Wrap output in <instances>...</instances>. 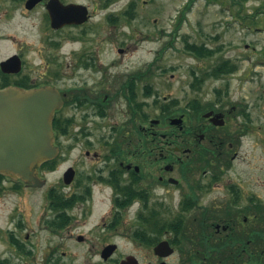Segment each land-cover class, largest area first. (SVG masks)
Masks as SVG:
<instances>
[{"label":"flooded vegetation","instance_id":"obj_1","mask_svg":"<svg viewBox=\"0 0 264 264\" xmlns=\"http://www.w3.org/2000/svg\"><path fill=\"white\" fill-rule=\"evenodd\" d=\"M112 1L0 0V89L50 87L60 99L57 152L34 172H59L43 211L31 219L24 207V192L41 187L0 172V193L20 197L0 226L13 264H264L261 101L234 94L229 56L195 72L183 104L160 94L168 68L156 58L136 67L121 45L105 58V44H123L120 15L135 19L129 2L105 11ZM24 20L30 37L9 30ZM43 230L65 232L68 247L36 246Z\"/></svg>","mask_w":264,"mask_h":264},{"label":"rangeland","instance_id":"obj_2","mask_svg":"<svg viewBox=\"0 0 264 264\" xmlns=\"http://www.w3.org/2000/svg\"><path fill=\"white\" fill-rule=\"evenodd\" d=\"M131 1L135 2V19L133 16L129 21L120 13L123 44H105V58L114 55L116 47L120 45L126 50L124 57H133L136 67L156 58L154 61L158 66L168 68L162 76L164 80L158 81L161 83L160 94L175 96L183 104L192 99L194 94L190 85L194 81L191 70L204 74L211 67L213 58L229 56L238 65V69L227 76L232 91L235 95H246L249 100H257L258 97L264 116V0H113L105 7V11L110 7L121 12ZM186 4H190L189 9H184ZM257 7L259 12H256ZM155 19L157 23L153 22ZM16 23L14 28H11L14 24H8L10 31L15 34L18 32L23 37L32 36L34 28L29 21L24 20L22 27ZM161 29L167 32V37L164 34L161 37ZM186 40L190 43H205L216 54L196 57L185 50ZM170 72L175 74L174 78L170 77ZM213 82V79H208L205 83L208 85ZM65 164L61 163L59 168ZM58 173H46L44 186L24 192L27 218L33 219V214L43 211L45 191L53 182L55 184ZM3 192L0 193V226H10L8 217L16 210L20 197L10 188ZM5 236L0 231V261L8 259L11 264L17 263V251L8 245ZM33 239L38 247H43L49 239L61 243L60 247H68L63 231L48 237L47 231L43 230Z\"/></svg>","mask_w":264,"mask_h":264},{"label":"water","instance_id":"obj_3","mask_svg":"<svg viewBox=\"0 0 264 264\" xmlns=\"http://www.w3.org/2000/svg\"><path fill=\"white\" fill-rule=\"evenodd\" d=\"M59 104L50 87L0 89V172L33 186L44 184L45 179L34 172L57 152L52 145V116Z\"/></svg>","mask_w":264,"mask_h":264},{"label":"trees","instance_id":"obj_4","mask_svg":"<svg viewBox=\"0 0 264 264\" xmlns=\"http://www.w3.org/2000/svg\"><path fill=\"white\" fill-rule=\"evenodd\" d=\"M192 1L193 0H190V2H192ZM208 1H210V0H208ZM233 1L237 2L236 0H233ZM130 4L133 5V4H135V2L131 1ZM189 8H190V4H186L184 6V9H189ZM256 12H259L258 7L256 9ZM184 48H185L186 51L192 53L194 56L199 57V58L209 57L214 51V49H212L211 47L205 45V43H200V44H197V43H194V42L190 43L187 40L185 41ZM231 69H232V67H230L229 70H231ZM191 75H193V77L195 76V70H193V69L191 70ZM203 76L204 77L208 76V72L207 71L204 72ZM196 83H197L196 80L192 81L190 83L191 87L194 88ZM49 164H50V161H46V162H44L43 166L49 168ZM0 264H2V263L0 262Z\"/></svg>","mask_w":264,"mask_h":264}]
</instances>
